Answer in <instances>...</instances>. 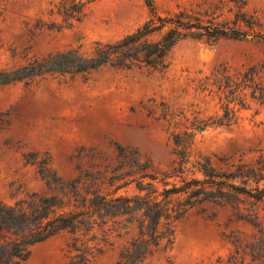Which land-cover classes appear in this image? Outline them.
<instances>
[{"label": "rangeland", "instance_id": "1", "mask_svg": "<svg viewBox=\"0 0 264 264\" xmlns=\"http://www.w3.org/2000/svg\"><path fill=\"white\" fill-rule=\"evenodd\" d=\"M161 13L189 7L195 0H153ZM247 8L264 26V0H247ZM61 0H0V72H11L34 57L81 47L90 53L132 33L148 18L143 0H96L72 26L58 15ZM264 63V44L255 40H187L175 47L164 71L120 70L109 66L81 75H43L0 85V202L10 205L30 194H49L36 165L25 157H48L62 182L81 172L111 171L119 164L117 146L137 152L155 172L180 164L174 136H189L190 163L209 159L223 170L264 155V103L248 99L229 126L214 124L224 109L213 78L224 70L243 71ZM208 80L209 87L201 88ZM166 115V116H165ZM207 123L200 132L192 124ZM190 174L191 164H182ZM247 212L205 203L175 223L170 249L150 264H225L259 235L240 219ZM264 225V212L259 213ZM133 236L98 233L99 252L92 264H116ZM87 238L77 242L80 246ZM93 244V245H94ZM72 236L62 234L35 245L23 264H70ZM237 258L236 264H241ZM244 264H264L252 261Z\"/></svg>", "mask_w": 264, "mask_h": 264}, {"label": "trees", "instance_id": "2", "mask_svg": "<svg viewBox=\"0 0 264 264\" xmlns=\"http://www.w3.org/2000/svg\"><path fill=\"white\" fill-rule=\"evenodd\" d=\"M96 0H61L58 15L65 26H72ZM149 14L145 22L118 41L96 43L90 53L81 47L34 57L11 72H0V85L30 81L43 75H81L84 79L102 67L164 71L172 50L187 40L214 43L219 40H255L264 44V26L250 13L247 0H195L189 7L161 13L153 0H143ZM208 80L201 83L203 90ZM212 86L224 109L214 124L229 126L236 111L245 109L248 99L264 103V63L230 73L224 70L213 78ZM166 116V115H165ZM195 132L207 123L191 125ZM189 136H174L181 161L168 172H155L142 162L134 150L117 146L119 164L111 171L81 172L64 183L50 168L48 157H25L36 165L49 194H30L13 204L0 202V264H23L31 249L62 234L72 236L74 251L70 264H92L99 252L98 233L106 237L113 231L133 236L116 264H150V259L173 243L175 223L191 209L205 203L229 205L247 212L240 219L257 230V241L235 254L241 264L264 257V155L252 163L239 162L230 169L215 167L209 159L190 163ZM182 164H191L188 174ZM87 238L77 246V242ZM94 244V245H93ZM233 255L225 264H236Z\"/></svg>", "mask_w": 264, "mask_h": 264}]
</instances>
